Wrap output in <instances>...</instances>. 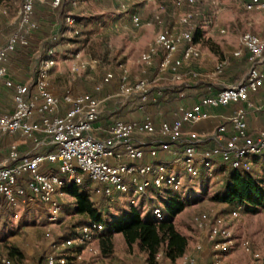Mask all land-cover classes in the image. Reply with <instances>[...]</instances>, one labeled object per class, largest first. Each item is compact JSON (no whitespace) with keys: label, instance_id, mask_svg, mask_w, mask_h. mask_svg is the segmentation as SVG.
I'll use <instances>...</instances> for the list:
<instances>
[{"label":"built area","instance_id":"1","mask_svg":"<svg viewBox=\"0 0 264 264\" xmlns=\"http://www.w3.org/2000/svg\"><path fill=\"white\" fill-rule=\"evenodd\" d=\"M37 1L41 0H21L16 28L1 34L4 43L0 42V83L11 93L13 104L10 110L0 111V143L9 136H18L29 139L33 149L48 144L54 148L34 153L22 151L16 141L7 144L5 157L0 161V206L10 208L14 217L18 216L21 205L40 202L47 214L44 235L49 237L50 225L59 222L66 202L64 187L70 182L80 183L83 176L97 182L94 193L110 200L115 194L127 193L142 194L146 200H153L163 196L168 188L180 190L181 173L190 179L200 173L211 178L215 176L216 163L228 169L249 171L252 170L251 157L264 154V129L252 133L247 123V108L251 106L249 95L264 87V35L250 30L241 34L232 54L241 57L245 52L249 66L240 81L202 95L190 105L179 100L173 109L174 116L161 119L162 103L170 92L164 86L154 85L144 74L161 49L158 72L167 71L171 80L178 84H186L188 78H198L197 70L186 72L182 68L202 55L193 31L197 26L195 20L202 12L185 9L178 18L179 27L165 23L163 2L147 20H142L137 13L131 14L134 27L152 26L154 33L140 53V74L130 81L127 69H121L117 76V94L130 100L139 110L151 101L157 107V122L146 116L141 119L116 118L104 125L101 104L105 97L99 93L106 83L115 79L113 72L107 71L95 84L97 94H74L71 88L57 94L50 85L56 59L52 57L53 48L49 47L37 65L32 87L9 76L10 55L17 48L27 46L29 35L39 26L33 18ZM61 1L51 0V6L55 7ZM69 1L76 5L80 0ZM202 1L174 0V3L193 7ZM128 2L117 0L119 9L127 11ZM207 4L211 11L206 22L210 23L212 15L220 9V1L207 0ZM243 6L247 11L264 12V0H245ZM74 20L69 13L65 16L70 25ZM180 47V54L176 55ZM68 60L72 75L96 66V59L87 58L80 51L72 53ZM227 63V58L219 59L213 75L220 74ZM177 94L180 99L185 97L183 89ZM63 105L66 107L61 111ZM227 105H234V109L226 121L216 126L215 144L200 148L201 140L196 132L185 135V123L208 118L210 107ZM259 108L264 112V102ZM52 168H57L58 172L51 171ZM131 203H134L133 199ZM151 208L157 218H162L159 203H154ZM241 210V204L233 203L227 211L210 208L193 215V222L204 231L211 244L209 264H225L222 257L238 246L253 257H260V252L248 239L238 240L232 230L231 222ZM102 228L101 221L91 220L77 226L68 236L56 237L51 243L52 250L44 254L40 264H75L84 260V254L100 255ZM194 247L200 250L203 244L197 241ZM161 257L162 253L158 252L156 258ZM0 262L15 264L8 255L0 257ZM180 263L198 264L196 257L187 253L180 257Z\"/></svg>","mask_w":264,"mask_h":264},{"label":"rangeland","instance_id":"2","mask_svg":"<svg viewBox=\"0 0 264 264\" xmlns=\"http://www.w3.org/2000/svg\"><path fill=\"white\" fill-rule=\"evenodd\" d=\"M219 1L220 9L212 15V21L207 23L206 19L211 11L207 0L193 7L186 4L176 6L174 0H129L128 10L125 12L119 9L117 0H80L69 8V14L75 19L72 25L68 24L63 16L61 21L58 20V23L54 25V29H59L57 36L52 35L50 31L51 23H55L50 5L44 1H37L34 16L39 26L35 32L31 33L32 35H29L31 39L21 57V64L26 67L25 74L32 87L37 65L41 58L46 56V50L52 47V57L56 59V64L51 70V87L60 92L67 88L75 90L68 58L79 50L83 56L96 59L95 68L90 71L86 68L82 73L85 80H98L107 71L115 75L109 90L100 94L102 97L106 96L101 104L104 116L113 115L116 118L127 119L132 117L134 109L130 100L117 94V76L124 67L132 81L133 75L137 74L140 67L141 50L154 33L152 26L134 27L130 21L131 14L137 13L142 20H147L151 18L158 4L163 2L166 8L165 23L179 27L178 18L185 9L200 10L202 17L196 20L199 30L197 41L204 52L202 60L206 62V69L199 73V82H213L216 79L205 75L212 71V67L208 64L209 60L225 57L228 62L232 63L231 54L238 47L241 34L247 30L258 33L261 28H264V12L247 11L243 6L245 0ZM20 3L21 0H0V12H2L3 19L0 23L1 34L16 28ZM221 28L224 29L223 32L220 31ZM0 42L2 44L4 40L1 39ZM243 64V61H240L234 66L244 69L240 74V80L247 71V65ZM230 69H233V66H228L223 74H218L217 79H226L229 74H234V72H229ZM10 71L12 73L13 70ZM146 73L144 76L153 79L155 70H150L147 75ZM160 76L159 80H153V84L160 83L165 87L175 84L169 79L170 75L167 71L161 73ZM2 87L0 83V110H7L13 104L12 96ZM216 87L219 85L210 83V89ZM21 139L23 138L16 136L12 140L20 142ZM220 171L223 169L218 171L215 169V176L211 178L200 173L192 179L181 173L183 183L177 191L182 197L191 199L185 209L176 215L174 223L181 232L188 236L190 244L199 241L206 247V253L199 262L197 261L198 264H209L211 244L205 238L204 231L193 222V215L200 210L210 208L218 211L229 209L228 203L210 199V196L224 183L225 171L222 174ZM96 185L97 182L91 180V187L94 188ZM90 198L104 218L124 211L131 203V199L134 200L133 204L139 208L142 217L154 203L161 205L158 197L146 200L142 194L132 193L115 194L110 200L90 192ZM65 199L59 222L50 225L49 237L44 235L47 214L40 202L34 201L21 205L18 208L17 217L13 216L10 208L0 207V257L8 255V246L14 245L23 253L22 258L14 259L15 264L37 263L46 252L52 250V240L59 236L72 234L85 217L75 213L74 199L70 195L65 196ZM231 226L238 240L248 239L260 252V257H253L238 246L222 257L223 262L225 264H264V206L256 211L242 209L238 217L231 222ZM84 255V260L75 264H147L146 253L136 244L127 245L120 232L114 233L112 253L98 256ZM158 260L159 264H179V261L171 262L163 257Z\"/></svg>","mask_w":264,"mask_h":264},{"label":"trees","instance_id":"3","mask_svg":"<svg viewBox=\"0 0 264 264\" xmlns=\"http://www.w3.org/2000/svg\"><path fill=\"white\" fill-rule=\"evenodd\" d=\"M49 2L51 10L54 13L55 24H57L58 20L61 21L62 16L65 18L69 13V8L72 5L69 0H62L57 6L52 7L51 0H49ZM34 12L33 18L35 19ZM64 12H66L65 15ZM201 17L202 15L196 20L201 19ZM2 20V12H0V23ZM53 30L52 35L57 36V31L59 29L53 28ZM193 31L195 40L197 41L199 33L198 27L196 26ZM261 35H264V29ZM180 50L181 47L176 51V55L180 54ZM162 53L163 51L159 49L158 53L154 56L153 65L148 68L146 75L150 70H157L161 61ZM241 57V61L244 63L243 65H247L248 68L249 62L246 59V53L244 52ZM228 66L227 63L219 75L223 74ZM243 70V68H237V74L235 73L236 77L239 78ZM101 78L96 81H87L83 74L77 75L73 82V85L76 87L75 90L73 88V93L97 94L98 92L95 90V84L99 82ZM112 81L113 79L106 83L101 88L99 94L107 92L109 86H112ZM167 91L170 92L169 89H167ZM146 103L148 105H155L151 101ZM136 109H138L137 106ZM144 109L145 108L143 107L141 111H144ZM147 116L152 117L155 122H157L155 115ZM108 117L109 116H104V114L102 115V119L106 118L107 122L116 119V117H114L110 120ZM161 119L166 118L161 116ZM50 145L51 147L48 150L54 148V145ZM226 169L224 183L210 196L211 200L228 203L229 206L233 203H239L242 205L243 210L256 211L261 206H264V173L258 175L252 170L246 171L240 168ZM43 171H48V169L43 168ZM51 171L58 172V169L52 168ZM95 187H91V179L89 177L83 176L80 183L70 182L64 187V191L74 199L73 209L75 213L85 217L84 221L80 222L79 225L91 220L101 221L103 223V228L99 234L101 255L112 253L113 237L114 233L117 232L122 233L127 245L132 246L133 244H136L140 250L146 253L145 260L147 264H159V260L156 258L158 252L162 253V257L165 260L167 259L171 262L176 261L186 253L189 238L175 226L174 219L176 215L179 214L187 204H189L191 198H184L177 190L168 188L165 190V194L159 199L163 211V216L160 219L153 214L151 207L147 210L145 216L142 217L139 208L133 203H129L126 209L118 215L104 218L102 212L94 205V202L90 198V192L93 193ZM101 196L109 198L105 195ZM8 256L13 260H17V258H22L23 253L18 247L9 245ZM43 257L44 255L37 263L40 264ZM0 264L2 263L0 262Z\"/></svg>","mask_w":264,"mask_h":264},{"label":"crops","instance_id":"4","mask_svg":"<svg viewBox=\"0 0 264 264\" xmlns=\"http://www.w3.org/2000/svg\"><path fill=\"white\" fill-rule=\"evenodd\" d=\"M41 1H44L50 5L49 0H41ZM54 25H55L54 22L51 23L50 31H52V28L54 27ZM141 27H143V26H141ZM263 29L264 28H261V30L258 33L262 34ZM1 31H2V29L0 28V32ZM1 39L2 38H1V33H0V41H1ZM30 39H29V41H30ZM27 46L19 47L16 51H14L10 55L9 62H8V71H9V76L13 80L21 81V82H25V83L29 84V81L27 80V75L25 74L26 67L21 64V57L23 56V53L25 52V48ZM145 47L146 46H144V48H142L141 52L145 49ZM203 55H204V52L202 51L201 57L197 60H191L188 64H186L182 68L183 71L187 72V71L192 70V69L197 70L199 73L201 71H204L206 69V62H203V60H202ZM231 56L233 58V61H232V63L228 62V65L230 67L233 66V69H230L229 72H234V74L233 73L229 74L226 79H217V75H213V73H212L217 61L219 60L217 58L214 59L213 61L209 60L208 64L210 65V67H212V71L209 74L208 73L205 74L206 76L210 77L211 79H216V81L199 82V76H198V78H195V79L188 78L186 84H178V83H175L174 81H172L171 78L169 77V79L175 84L171 87H165L164 86L165 88L170 90V94H169L168 99L162 103V107L164 109V113L162 114V117L166 118V119L172 118L174 116L173 115L174 106H175L176 102L179 100H183L186 102V104L190 105L193 102H196L199 99V97L202 95L214 93L220 87L238 82L240 80V78L238 79V77H236L235 73H237L236 72L237 67H234V66L236 64L238 65V62L241 61L242 57H234L233 54H231ZM139 66H140V64H139ZM54 67H55V65L53 66V68ZM94 68H89V69L87 68V70L90 71V70H93ZM11 69L13 70L12 73L10 71ZM84 72H85V70L81 71L75 75H72V77H71L72 81L74 82L77 75L82 74ZM139 72H140V67L138 69L137 74H135L133 76L139 75L140 74ZM229 72H227V73H229ZM105 73L106 72H104L102 75H104ZM161 73H163V72H158V68H157V70L155 71V75L153 76L154 78L152 79V81L155 79L159 80V78L161 77L160 76ZM210 83L217 84V85H219V87H216L215 89H210ZM154 85L163 86L160 83H156ZM174 87H177L178 89L174 88ZM2 88L5 91H9L8 89H6L4 87H2ZM52 89L57 94L61 93L59 90L55 89L54 87H52ZM179 89L184 90V92H185L184 98H181V99L179 98V96L177 94V91ZM107 96H109V95H107ZM249 97L251 100V106L247 108L248 128H249L250 132L257 133L259 130L264 129V112L262 109L259 108V107H261V105L264 102V87L259 89L256 92H251ZM105 98H106V96H105ZM65 107L66 106L63 105L61 107V111H63ZM11 108H12V106L7 110H10ZM132 108L134 109L133 115H132V117L127 118V119H141V118L146 117L147 115H155L156 109H157V107L155 105H148L147 103L144 105V108H145L144 111L136 109L135 105H133ZM233 109H234V105L210 107L209 108L210 116L208 118L200 120L198 122H194V123H185L184 127H183V131H184L185 135H187L189 132H192V131L196 132L199 135L200 140H201V142L199 144L200 148L212 146L213 144H215V140H214L213 135H214V131H215L216 126L219 123L226 121L227 118L232 113ZM7 110H0V111H7ZM109 112H111V111H109ZM105 116H107V115H105ZM111 118H114L113 115H110L108 117V119H110V120H111ZM103 123H104V125H107L109 122H107L106 118H105V119H103ZM15 137L16 136H11V137L9 136V137H7L6 140H4L0 143L1 144L0 161H2L5 157L7 144L10 141H13L12 139H15ZM18 143H19V147L22 151L32 150V152H34V153L45 152L46 150H48L51 147V145L48 144V145L41 146L37 149H33V144L29 139H21L20 142H18ZM251 159H252V171L258 175L263 174L264 173V154L259 155V156H252ZM215 169H216V171L223 169V171H220V174L224 173V171L226 173V171H227V169L224 168V166H222V164H220V163L215 164ZM196 242L197 241H195L192 244H190V243L188 244V248H187L186 253L194 255L196 257L197 261L199 262L201 260V258L203 257V255H205V253H206V247L203 245L202 249L197 250L194 247ZM176 261H179V264H181L180 258H178Z\"/></svg>","mask_w":264,"mask_h":264}]
</instances>
